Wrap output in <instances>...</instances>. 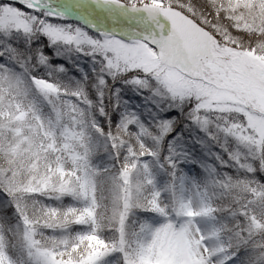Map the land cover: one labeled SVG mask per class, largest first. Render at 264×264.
<instances>
[{
  "label": "snow or ice",
  "instance_id": "6c2138e0",
  "mask_svg": "<svg viewBox=\"0 0 264 264\" xmlns=\"http://www.w3.org/2000/svg\"><path fill=\"white\" fill-rule=\"evenodd\" d=\"M0 264H264V0H0Z\"/></svg>",
  "mask_w": 264,
  "mask_h": 264
},
{
  "label": "rangeland",
  "instance_id": "374dc122",
  "mask_svg": "<svg viewBox=\"0 0 264 264\" xmlns=\"http://www.w3.org/2000/svg\"><path fill=\"white\" fill-rule=\"evenodd\" d=\"M57 23H79L78 20H72L69 19L67 21H61L57 20L55 21ZM89 32H92L93 29L89 27ZM46 40V38H44ZM38 43V42H37ZM64 50L61 51L59 55H57L54 51V48H46L45 51L48 55L52 56V64L54 65H63L65 68L68 69L67 74H60V79L65 82L69 83L71 85H75L77 81H82L84 78V74L87 73L89 76L88 84L91 86L93 83H95L92 69L94 67L98 68V65H95L92 61V57L85 56L81 53L74 52L70 49V46H63ZM41 73L44 72V69L41 68ZM69 77H74V79L70 80ZM113 90L116 89H123V91L120 93V96L122 97L123 101L127 102V106L139 113H143L146 108L145 100L142 96L136 95L135 92L131 90V87H126L119 81L112 85ZM91 95L97 99V95L94 89L89 87V96L90 99H92ZM102 122H103V118ZM184 125H180V128H183ZM203 133L199 132L196 129L187 130L184 132V143L187 144L188 148L193 150L196 157L201 159L202 161H205L208 166L215 165L217 168L220 167V162L217 160V158L214 155H205L203 150L200 148L198 144L195 143V137L196 136H202ZM212 152H221V154L224 156V159L227 160V153H223L221 149L219 148H213ZM180 167L184 170L185 174L189 177L199 179L201 176V173L203 169L199 165L191 164V163H183L180 165ZM223 171L234 173L235 169L233 168H224Z\"/></svg>",
  "mask_w": 264,
  "mask_h": 264
},
{
  "label": "trees",
  "instance_id": "16d2710c",
  "mask_svg": "<svg viewBox=\"0 0 264 264\" xmlns=\"http://www.w3.org/2000/svg\"><path fill=\"white\" fill-rule=\"evenodd\" d=\"M91 97H92V99H94V100H95V97H94L93 95H91Z\"/></svg>",
  "mask_w": 264,
  "mask_h": 264
}]
</instances>
